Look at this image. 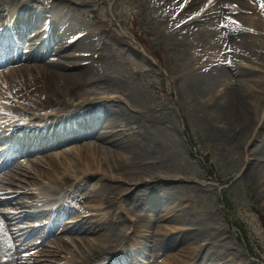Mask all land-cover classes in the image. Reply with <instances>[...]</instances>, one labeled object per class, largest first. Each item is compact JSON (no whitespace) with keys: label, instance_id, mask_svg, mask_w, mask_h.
<instances>
[{"label":"bare ground","instance_id":"bare-ground-1","mask_svg":"<svg viewBox=\"0 0 264 264\" xmlns=\"http://www.w3.org/2000/svg\"><path fill=\"white\" fill-rule=\"evenodd\" d=\"M66 1L0 0V132L10 140L11 149L8 160L0 162V176L14 177L8 169L14 167L15 158L36 156L33 179L27 182L31 191H26L32 200L14 204L43 207L23 210L27 218H50L40 236L55 234L54 245L42 254L47 256L43 260L60 264L57 257H77V264H130L144 244L149 261L165 250H170L168 257H175L189 249L195 257L201 255L197 264L235 256L238 250L220 227L213 226V218L206 221L186 210L188 197L171 183L184 181V176L151 171L161 145L144 132L140 116L120 96H99L108 93L107 88L99 90L101 82L109 81L106 73L113 58L109 42L95 37L88 26L71 24L72 15L63 20ZM158 1L166 22L162 28L177 20L183 25V33L170 46L169 65L184 70L194 58L206 61L200 67L210 72L209 78L196 79L193 86L202 107L199 118L227 143L242 147L249 141L240 158L245 163L242 175L264 196V79H255L264 58L254 66L261 50L264 53V39L257 35L264 25V0ZM219 55L252 71L234 67L239 78L232 79L230 71L220 66L226 58ZM218 82L223 85L218 96L205 98ZM98 127L101 132H96ZM91 137L95 140H85ZM80 140L85 141L76 144ZM95 173L99 183L89 188ZM13 201L0 197V205ZM156 205L172 212L167 219L174 217L170 221L184 227L168 230L166 218L154 212ZM89 209L95 210L91 217ZM124 222L131 232L126 226L120 231L118 224ZM38 232L37 228L11 231L0 219V264H21L22 252L36 243ZM28 235L35 242H24ZM70 247L77 254L71 255ZM117 248L119 253L113 255Z\"/></svg>","mask_w":264,"mask_h":264},{"label":"rangeland","instance_id":"rangeland-1","mask_svg":"<svg viewBox=\"0 0 264 264\" xmlns=\"http://www.w3.org/2000/svg\"><path fill=\"white\" fill-rule=\"evenodd\" d=\"M65 5L67 13L63 16V20L72 15L74 21H70L71 24L77 27L88 26L90 30H93L92 33L95 37L108 40L113 56L109 61L106 73L109 81L107 84L101 82L99 90L102 92L107 88L108 93H100L99 96L109 95L113 98L120 96L127 108L134 112L135 116H140L139 121L144 123V132L147 131L157 137L154 139L161 147L157 150L155 168L151 171H162L170 176H184V181L178 183L171 180V183L177 184L180 192L188 197L184 200L185 205L188 206L186 210L192 211L206 221L213 218L214 221L211 220L213 226L220 227L224 235L227 236L229 244L238 250L235 256L226 255L222 261L215 264H223V262L228 264H262L258 258L248 255L236 228L229 222L236 219L241 221L251 244L264 257V196L259 194L260 190L251 181L244 178L242 172L245 163L240 160L244 151L243 147L247 148L249 141L242 147L232 142L227 143L221 135L209 129L200 120L199 116H203L202 107L200 108L201 103L194 97L197 95H194L193 86L196 79H201L203 76L205 77L201 80L209 78L210 72L204 71L206 68L200 67L201 64L205 65L206 61L202 58L200 61L194 58L193 64L191 63L184 70H175L169 65L170 46L172 41L183 33L182 21L177 20L166 28H162L166 22L161 17L163 8L158 0H67ZM61 16L62 14H60ZM236 22L237 19H234L233 23ZM159 27H161L160 30ZM257 35L262 39L260 32ZM168 37L170 38L168 39ZM142 52L146 53L148 58L143 57ZM215 57L217 55L212 54V58ZM219 57L226 58L224 64L220 66L225 67L228 72L230 71L229 75L232 79L239 78V75L234 72V67L247 68L252 71L250 67L241 62H233L229 57L222 55ZM263 58L264 53L261 50V59H257V61L261 63L260 60ZM246 65L249 64L246 63ZM0 69L2 70V67ZM255 79L259 81L264 79L263 68H260V72L256 73ZM222 86L221 82L215 84L211 93H208L205 98L211 100L212 95L218 96ZM198 98L200 99V97ZM185 124V128L189 130L196 142V151L205 155L213 164L211 175L206 173L198 154L188 143L184 131ZM101 130L102 128L98 127L96 132H101ZM85 140L94 141L95 139L91 137ZM85 140H80L76 144L79 145ZM9 144L10 140L5 139L0 132L1 163L8 160L11 152V149L8 148ZM40 157L38 156V158ZM71 158L74 159V157ZM33 159L36 160V156L16 158L14 167L8 169L14 174V177L0 176V197L10 196L14 200L12 204L0 205V219L11 231L19 228L24 230L37 228L39 230L36 234V243L32 247L30 246L27 252H22L21 264H40L41 262V264H49L43 260L47 256L42 254L53 249L52 242L55 234L44 239L40 235H42V231L45 232L43 228L50 218H47V215L27 218L23 210L34 211L43 207L16 208L18 206L14 204L15 200H32V194L30 195L26 191H31L27 182L33 179L31 177ZM98 175L94 174L89 188H93L96 183H99ZM153 180H158V177H154ZM127 186L132 185L128 184ZM154 212L158 216L166 218L164 223L168 230L173 228L171 231H178L184 227L179 223L171 222L170 219L174 217L167 219V216L170 217L172 212L163 210L157 205ZM94 213L95 210L89 209L87 216L91 217ZM225 214L229 221L225 220ZM9 215L11 219L7 220L6 216ZM133 215L136 216V213ZM67 219L71 221L72 217H67ZM118 225H120V231L126 228L127 233L132 231L131 227L128 228L127 222ZM124 226H126L125 229H123ZM62 236L67 238L69 243H77L75 238ZM32 237V235H28L24 242L29 241ZM31 240L35 242L33 239ZM38 244L39 248H36ZM72 246L74 247V245ZM73 247L70 248L75 253V247ZM38 250L39 252H37ZM41 250L43 251L40 252ZM117 251L115 250L113 253L115 254ZM138 251L135 253L133 263L130 264H194L195 262L197 264L201 258V255L195 257L189 249L175 257H168L167 254L170 250H165L161 257L149 261L146 244L141 246ZM63 258L57 257L56 260L59 259L58 262L60 261L62 264ZM109 261L110 259L107 258L106 262ZM73 263L77 262L73 261Z\"/></svg>","mask_w":264,"mask_h":264},{"label":"snow or ice","instance_id":"snow-or-ice-1","mask_svg":"<svg viewBox=\"0 0 264 264\" xmlns=\"http://www.w3.org/2000/svg\"><path fill=\"white\" fill-rule=\"evenodd\" d=\"M262 7H264V3H262Z\"/></svg>","mask_w":264,"mask_h":264}]
</instances>
